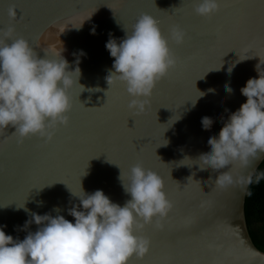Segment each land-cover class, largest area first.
<instances>
[{
  "label": "water",
  "instance_id": "water-1",
  "mask_svg": "<svg viewBox=\"0 0 264 264\" xmlns=\"http://www.w3.org/2000/svg\"><path fill=\"white\" fill-rule=\"evenodd\" d=\"M198 2L0 0V29L13 26L12 38L27 40L38 58L59 59L60 53L69 70L80 69L68 90L69 122L58 125L50 141L30 135L18 143L13 126L0 129V226L6 234L22 240L35 232V223L24 226L32 212L74 222L68 209L79 208L73 194L81 195L80 184L85 193L102 190L123 206L130 196L120 171L127 183L130 167L140 162L163 179L173 207L160 220L162 229L154 217L136 233L151 241L150 250L128 264H264V251L254 245L245 218L249 183L220 188L214 180L220 171H230L234 180L252 177L264 153L247 166L237 161L217 171L201 170L199 159L211 150L209 137L218 138L230 113L246 101L240 89L258 78L256 66L264 71V0H218L219 11L207 18L194 12ZM12 5L15 19L8 15ZM142 13L157 20L177 64L137 115L128 108L132 97L126 85L107 83L114 57L105 44L110 35L119 43L124 28L130 32ZM174 26L184 30L183 43L171 38ZM204 116L213 120L209 130L202 128Z\"/></svg>",
  "mask_w": 264,
  "mask_h": 264
},
{
  "label": "clouds",
  "instance_id": "clouds-1",
  "mask_svg": "<svg viewBox=\"0 0 264 264\" xmlns=\"http://www.w3.org/2000/svg\"><path fill=\"white\" fill-rule=\"evenodd\" d=\"M219 8L218 0H199L194 12L207 18ZM8 15L16 18L14 5L9 7ZM13 32L11 25L0 29V129L13 126L18 143L30 135L47 142L58 125L67 126L69 122L67 113L72 108V98L68 90L74 84L73 73L77 83L80 69L77 66L69 70V62L60 53L59 59L38 58L27 40L12 38ZM124 32L119 43L110 35L105 44L114 57V71L109 70L106 79L109 86L117 80L126 85L132 97L128 108L139 115L149 104L156 83L175 68L177 59L153 16L142 13L131 31L124 28ZM91 33L95 34L94 28ZM184 36L182 28H172L171 38L177 44L183 43ZM256 68L258 78H249L240 89L246 101L230 113L218 138L209 137L211 150L199 156L205 165L201 170L217 171L237 161L247 166L250 159L264 153V71H259L258 65ZM231 71L230 66L228 72ZM225 89L232 92L227 84ZM201 124L209 130L213 120L204 116ZM118 179L130 196L123 206L112 202L102 190L85 193L80 184L81 195L72 193L79 198V208L68 209L74 222L63 215L32 212L24 226L35 223L39 227L22 240L6 234V226H0V264H128L133 256L142 259L149 252L151 241L136 233L151 224L154 217L159 218L156 227L162 229L160 220L167 217L173 205L164 191L163 179L140 162L130 167L127 183L122 180L121 171ZM214 180L216 186L225 188L234 183H250L251 177L234 180L230 171H220Z\"/></svg>",
  "mask_w": 264,
  "mask_h": 264
},
{
  "label": "trees",
  "instance_id": "trees-1",
  "mask_svg": "<svg viewBox=\"0 0 264 264\" xmlns=\"http://www.w3.org/2000/svg\"><path fill=\"white\" fill-rule=\"evenodd\" d=\"M244 211L251 239L257 248L264 251V158L246 190Z\"/></svg>",
  "mask_w": 264,
  "mask_h": 264
}]
</instances>
